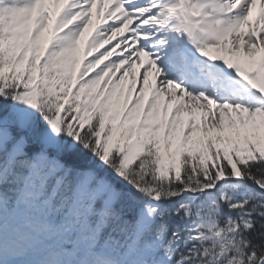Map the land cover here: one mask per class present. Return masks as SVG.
I'll use <instances>...</instances> for the list:
<instances>
[{"label": "snow or ice", "instance_id": "1", "mask_svg": "<svg viewBox=\"0 0 264 264\" xmlns=\"http://www.w3.org/2000/svg\"><path fill=\"white\" fill-rule=\"evenodd\" d=\"M0 264H264V0H0Z\"/></svg>", "mask_w": 264, "mask_h": 264}]
</instances>
